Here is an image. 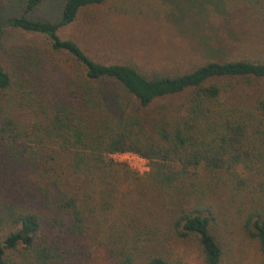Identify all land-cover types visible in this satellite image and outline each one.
I'll return each mask as SVG.
<instances>
[{"label":"trees","instance_id":"trees-1","mask_svg":"<svg viewBox=\"0 0 264 264\" xmlns=\"http://www.w3.org/2000/svg\"><path fill=\"white\" fill-rule=\"evenodd\" d=\"M104 1L63 0L50 21L28 17L42 0H24L13 16L0 2V36L4 24L39 33L73 60L57 96L36 88L38 70L30 56L9 57L0 44L10 62L0 64V264H170L165 246L190 238L203 264H220L213 210L204 202L209 181L218 177L234 195L263 196L261 208L248 211L243 229L264 264V179L237 172L264 173V62L249 56L232 60L210 48V60L178 73L95 61L57 32L82 9ZM124 153L147 160L144 179L160 196L171 198L181 186L190 198L191 208L181 198L175 204L168 228H129L120 220L102 226L81 204L77 190L96 174L104 187L138 181L136 172L107 158ZM60 158L65 167L59 172ZM195 170L204 172L207 183Z\"/></svg>","mask_w":264,"mask_h":264},{"label":"rangeland","instance_id":"rangeland-1","mask_svg":"<svg viewBox=\"0 0 264 264\" xmlns=\"http://www.w3.org/2000/svg\"><path fill=\"white\" fill-rule=\"evenodd\" d=\"M62 1L42 0L28 17L50 21L58 14ZM213 1L221 6L220 11L214 10L212 0L210 3L208 0H105L82 9L76 20L61 27L57 34L62 40L75 42L95 61L130 62L144 72L153 69L185 71L210 60L207 55L210 49L224 50L232 60L249 56L264 62V0ZM0 2L7 6L8 16H13L18 14L16 8L24 0ZM115 6L125 8L126 13L113 12L111 8ZM248 9L256 12L248 14ZM3 16L7 17L6 11ZM2 17L1 22L5 23L7 19ZM0 44L10 53L9 57H31L34 69L38 70L34 79L38 90L45 88L58 96L64 89L65 76L69 75L73 60L66 53L54 51L46 36L4 24ZM1 52L0 64L9 66L8 58ZM107 158L127 166L139 179L137 182L122 179L112 188L104 187L97 174L93 179L87 178V186L77 191L94 222L107 226L120 220L129 228L136 224L166 229L172 222L170 212L175 204L179 205L180 198L186 201V209L191 208L190 198L180 190L181 186L176 187L169 198L160 196L151 182L144 179L149 172L147 160L131 155ZM63 163L64 158L55 163L59 172L65 167ZM192 172L201 183H207L203 171ZM237 172L253 181L264 179V173H247L241 169ZM26 173L24 171V175ZM28 175L34 176L33 173ZM209 186L204 202L213 210L212 232L223 251L220 264H260L257 243L244 231L243 224L252 207L261 208L263 196L252 192L234 195L219 177L209 181ZM164 252L170 264H203L198 245L192 238L172 240Z\"/></svg>","mask_w":264,"mask_h":264},{"label":"built area","instance_id":"built-area-1","mask_svg":"<svg viewBox=\"0 0 264 264\" xmlns=\"http://www.w3.org/2000/svg\"><path fill=\"white\" fill-rule=\"evenodd\" d=\"M114 155H131V156L135 157L138 160H143V161L145 160V159H143V158H141V157H139V156H137L135 154H132V153L114 154Z\"/></svg>","mask_w":264,"mask_h":264}]
</instances>
